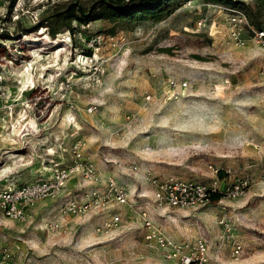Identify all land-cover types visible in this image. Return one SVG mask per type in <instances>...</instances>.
Listing matches in <instances>:
<instances>
[{"label": "rangeland", "instance_id": "374dc122", "mask_svg": "<svg viewBox=\"0 0 264 264\" xmlns=\"http://www.w3.org/2000/svg\"><path fill=\"white\" fill-rule=\"evenodd\" d=\"M70 1L0 0V188L49 178L55 163H71L80 139L132 205L50 230L47 222L64 219L60 205L93 187L74 174L27 220L0 208V255L13 264H172L144 237L146 210L179 242L205 233L212 264H264V48L246 28L237 45L231 8L207 0H180L158 19L132 23L73 20L74 31L56 37L32 29ZM246 1L264 24V6ZM148 171L221 188L246 176L250 186L195 210L161 207ZM116 212L119 228L97 231Z\"/></svg>", "mask_w": 264, "mask_h": 264}, {"label": "built area", "instance_id": "2783aa9c", "mask_svg": "<svg viewBox=\"0 0 264 264\" xmlns=\"http://www.w3.org/2000/svg\"><path fill=\"white\" fill-rule=\"evenodd\" d=\"M229 8L233 12L231 19L236 25L232 35L235 43L237 45L244 44L246 38L243 30L246 28L250 31L251 39L264 48V28H257L253 25L248 14L241 10L242 8ZM82 146V140H77L72 147L71 163L65 166H58L55 163L53 174L49 178L0 188V208L4 214L12 219L27 220L31 217V210L41 202L62 196L67 180L74 174L81 175L84 180L93 184V187L86 192L82 200L66 199L59 208L64 219L47 222V227L50 230L67 231L72 224L78 225L73 217L86 218L92 212L108 209L115 204L132 205L129 190L121 185L114 175L104 173L95 161L86 158ZM211 167L213 166L211 165ZM215 171L218 172V169L215 168ZM144 178L155 186L153 194L159 206L192 210L213 202L215 193H222V198H237L244 195L250 186L249 178L246 176L236 177L224 188H221L217 180L207 183L178 177L161 178L150 171L145 174ZM139 212H141L140 215L144 221V237L160 246L163 249L164 257L172 261V264H212L205 233L199 234L192 245L188 242H179L162 230L148 211L141 210ZM121 222V213L116 212L100 222L96 229L101 233L109 234L117 230ZM221 222L227 223L224 216H222ZM241 251V244L235 243L234 254L238 256ZM0 264L13 263L4 253L0 255Z\"/></svg>", "mask_w": 264, "mask_h": 264}, {"label": "trees", "instance_id": "16d2710c", "mask_svg": "<svg viewBox=\"0 0 264 264\" xmlns=\"http://www.w3.org/2000/svg\"><path fill=\"white\" fill-rule=\"evenodd\" d=\"M180 0H98L90 5H85L78 0H71L64 9L53 12L50 16L42 17L33 30L46 27L52 37L68 30L74 31L77 26L72 25L76 20L82 24H88L93 20L102 19L112 22L132 23L148 19H158L175 6ZM184 1V0H183ZM225 3L229 7L242 8L248 14L250 21L257 28H264L262 21H253L256 12L248 10L249 3L246 0H207ZM258 5L264 6V0H255ZM63 27H65L63 29ZM5 38H11L14 33L6 32ZM222 198V193H215L213 201Z\"/></svg>", "mask_w": 264, "mask_h": 264}, {"label": "crops", "instance_id": "0c3cea01", "mask_svg": "<svg viewBox=\"0 0 264 264\" xmlns=\"http://www.w3.org/2000/svg\"><path fill=\"white\" fill-rule=\"evenodd\" d=\"M107 174V173H106ZM61 197V196H60ZM60 197H58V198H60ZM57 198V199H58ZM57 199H47V200H45V201H43V202H41L37 207L39 208V209H41V208H49L52 204H54L55 203V200H57ZM49 206V207H48ZM33 210L34 209H32L31 210V216H32V214H33Z\"/></svg>", "mask_w": 264, "mask_h": 264}]
</instances>
